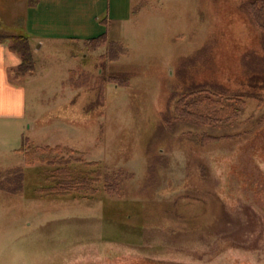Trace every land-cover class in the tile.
Wrapping results in <instances>:
<instances>
[{
    "label": "rangeland",
    "instance_id": "374dc122",
    "mask_svg": "<svg viewBox=\"0 0 264 264\" xmlns=\"http://www.w3.org/2000/svg\"><path fill=\"white\" fill-rule=\"evenodd\" d=\"M249 1L135 0L128 20L47 40L33 71L10 70L27 102L0 123V264H264V33ZM104 31L127 49L117 60L86 46ZM189 92L209 121L179 116ZM82 177L94 194L54 189Z\"/></svg>",
    "mask_w": 264,
    "mask_h": 264
},
{
    "label": "crops",
    "instance_id": "0c3cea01",
    "mask_svg": "<svg viewBox=\"0 0 264 264\" xmlns=\"http://www.w3.org/2000/svg\"><path fill=\"white\" fill-rule=\"evenodd\" d=\"M31 1L33 0H0V32L10 35H27L34 52L42 48L47 40L80 39L79 35H73L74 32L96 29L98 23L103 20H106V23L109 20L117 22L128 20L132 16L131 14L137 11V9H133L135 0H115L117 4H123L122 8L127 10L125 15L127 17L113 15V0H107V6L106 0ZM33 37L36 38V42ZM35 43L37 47L34 46ZM18 88L23 89V117H0V123L7 119L21 120L25 117L26 84L13 85V88L9 90L7 107L9 111L14 112L16 110L15 89Z\"/></svg>",
    "mask_w": 264,
    "mask_h": 264
},
{
    "label": "trees",
    "instance_id": "16d2710c",
    "mask_svg": "<svg viewBox=\"0 0 264 264\" xmlns=\"http://www.w3.org/2000/svg\"><path fill=\"white\" fill-rule=\"evenodd\" d=\"M34 1V0H33ZM31 1V2H33ZM247 10L250 14L251 18L257 25V27L264 33V0H250L247 3ZM102 22L106 23V20H103ZM7 42L10 44V48L13 51L18 52L22 59L23 63L19 66L17 69H11V72H14L17 76L25 75L26 73H29L35 69L36 62L33 54V48L31 46L30 39L27 35L23 34H5L3 32H0V42ZM86 46L92 50L99 49L101 47L106 46L107 51L109 54V59L111 60H117L119 59V56L125 54L127 52L126 47L124 44L119 40H109L108 33L106 31L100 33L97 36L90 37L85 39ZM116 80V79H115ZM195 92H189L187 95L182 97L178 103H177V111L180 117H183L185 119L191 118H201L204 120V122H207L210 120V117L208 115L200 114L199 112L195 111V109L192 107L194 101L189 100L188 97H192ZM236 100H239L242 107L244 106V100H241V98H234ZM240 108H235L233 110L232 115H236L239 112ZM195 140L199 141H208V140H217L220 139V136H212L207 133H203L201 137L197 138L198 135H192ZM225 137V136H223ZM29 137L24 136L22 141V146L19 148V151L25 152V154L29 153V151L25 150L24 147L28 144ZM50 164H58L61 167H64L65 170L66 167L69 168L71 159L70 158H53L49 160ZM98 178L94 177H82L78 181H74L71 179L65 180L63 183L59 184L54 189H57V193L60 194H68L73 191L83 193V194H94L96 191V188L93 184V181H96ZM72 181L73 184L71 183ZM105 181V189L109 194L112 195H120L121 194V187L119 178L112 174H105L104 176Z\"/></svg>",
    "mask_w": 264,
    "mask_h": 264
},
{
    "label": "clouds",
    "instance_id": "9594fccd",
    "mask_svg": "<svg viewBox=\"0 0 264 264\" xmlns=\"http://www.w3.org/2000/svg\"><path fill=\"white\" fill-rule=\"evenodd\" d=\"M23 63L21 55L10 48V44L0 42V117L14 116L16 118L23 117V89H15V105L14 112L9 111L7 102L9 99V90L13 85L9 82V70L17 69ZM15 74L14 72L12 73Z\"/></svg>",
    "mask_w": 264,
    "mask_h": 264
}]
</instances>
